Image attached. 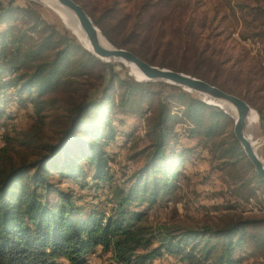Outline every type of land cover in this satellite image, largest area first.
Here are the masks:
<instances>
[{"label":"rangeland","instance_id":"1","mask_svg":"<svg viewBox=\"0 0 264 264\" xmlns=\"http://www.w3.org/2000/svg\"><path fill=\"white\" fill-rule=\"evenodd\" d=\"M75 1L113 46L244 99L257 115V123L245 131L264 161V129L259 114L264 115V0ZM1 7L10 8L0 19V155L4 162H32L68 128L70 110L81 102L109 96L102 107L91 112L101 131L97 134L102 135L96 141L105 159V177L96 178L89 154L76 148L78 156L84 155L76 160V167L84 171L66 178L60 165L49 169L48 180L57 188L48 194L50 201L59 202L58 190H62L83 214L110 213L115 204L113 189L127 188L136 180L135 171L147 159L150 126L159 103L169 101L171 113L176 115L173 128L177 134L166 151L172 159L167 162L173 172L170 186L159 193L156 203L131 201L129 209L142 212L143 222L153 228L165 224L216 227L230 219L264 218V181L246 155L238 151L232 157L227 151L231 134L234 136L231 115L224 111L228 118H219L207 134L206 126L215 119L205 110L204 125L192 132L194 125L184 115L186 101H177L175 95L180 88L203 101L198 93L163 80H135L124 64L106 62L86 50L41 1L0 0ZM56 58L61 69L54 76L23 85L37 64ZM46 73L44 68L42 74ZM119 80L146 83L144 92H137L120 107L124 86ZM81 136L94 140L93 134ZM37 191L44 193L42 186H37ZM232 256V264H264V244L243 243ZM85 258L86 264H116L111 252L100 247ZM60 264L68 263L61 259ZM151 264L188 262L163 253Z\"/></svg>","mask_w":264,"mask_h":264},{"label":"trees","instance_id":"2","mask_svg":"<svg viewBox=\"0 0 264 264\" xmlns=\"http://www.w3.org/2000/svg\"><path fill=\"white\" fill-rule=\"evenodd\" d=\"M9 11V7H1L0 19ZM57 60L37 64L23 85L37 78L50 79L61 69ZM2 65L0 63V72ZM44 68L48 73L42 74ZM119 81L124 86L118 103L120 107L127 105L137 92H144L146 83ZM105 98L109 96L81 102L70 110L68 128L55 143L46 145V151L32 162L6 163L0 155V264H60L61 259L68 264H86L85 255L97 247L111 252L116 264H151L163 253L178 255L188 264H232V252L237 246L264 244V218L230 219L216 227L165 224L153 228L143 222L142 212L129 209L131 201L156 203L159 193L170 186L173 172L167 162L172 159L166 151L177 134L173 128L176 115L171 113L169 101L159 103L157 116L150 126L152 140L146 152L147 159L143 167L135 171L136 180L127 188L115 186L113 189L115 204L110 213L90 211L83 214L62 190H58L59 202L50 201L48 194L57 188L48 180L49 169L60 165L61 174L66 178H75L84 171L76 167V160L84 156H78L76 148L89 154L87 159L95 164L94 176L105 177V159L96 141L102 135L97 134L100 129L94 122L96 119L91 118V112L102 107ZM175 99L186 101L184 115L194 125L192 132L204 125L205 110L215 119L206 126L207 134L217 126L219 118H228L217 106L193 98L180 88ZM259 114L264 129V115ZM83 133L93 134V142L85 140L81 136ZM230 139L227 150L230 155L234 157L239 151L245 156L232 134ZM156 172L161 175H155ZM24 179L27 182H23ZM37 186H42L44 193H38Z\"/></svg>","mask_w":264,"mask_h":264},{"label":"water","instance_id":"3","mask_svg":"<svg viewBox=\"0 0 264 264\" xmlns=\"http://www.w3.org/2000/svg\"><path fill=\"white\" fill-rule=\"evenodd\" d=\"M58 1L75 14L80 27L90 42L92 53L98 58L102 60L107 59V61L104 60L106 62L110 60L122 59L126 62L134 63L148 78V81L163 80L167 83L181 86L186 91L206 94L212 98L225 101L233 105L237 113V117L234 119L233 124L234 136L238 140L246 157L253 165L256 175L264 181V164L261 157L252 147V143L248 139L244 130L246 118L252 109L244 99L190 74L149 64L128 49L115 47L111 43L109 46H104L100 42L99 38L100 36H104L93 23L92 19L81 4L75 0ZM204 102L209 104L206 101Z\"/></svg>","mask_w":264,"mask_h":264},{"label":"bare ground","instance_id":"4","mask_svg":"<svg viewBox=\"0 0 264 264\" xmlns=\"http://www.w3.org/2000/svg\"><path fill=\"white\" fill-rule=\"evenodd\" d=\"M41 3L43 5H45L46 7H48L49 9H51L59 17V19L64 24V26L71 31V33L78 39L80 44L86 50L92 52V47L90 45V42H89L87 36L85 35L84 31L80 27L75 14L69 8H67L66 6L61 4L58 0H42ZM99 38H100V42L104 46L110 45V43L108 42V40L105 39V37L100 36ZM103 60L107 61V59H103ZM110 61H116V62H120V63L124 64V66L128 69L129 74L135 80H137V81H148V78L138 69V67L134 63L126 62L122 59H116V60H110ZM198 95L204 101L208 102L211 105H215V106L221 108L223 111H225L226 113L231 115L233 119H236V117H237L236 109L230 103L225 102V101H221V100H217V99L212 98L206 94L198 93ZM256 123H257V115L254 111L250 110V112L246 118V121H245V129L244 130H246L247 128H251ZM245 133H246L248 139L250 140V142L252 143V147L254 148V150H256V144L254 142H252V140L250 139V136L247 134L246 131H245ZM262 162L264 164L263 160H262Z\"/></svg>","mask_w":264,"mask_h":264}]
</instances>
